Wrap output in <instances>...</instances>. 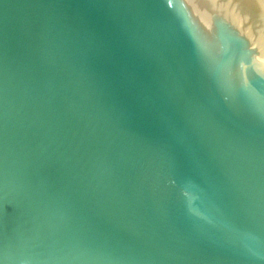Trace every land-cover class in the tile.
<instances>
[{
  "label": "water",
  "instance_id": "water-1",
  "mask_svg": "<svg viewBox=\"0 0 264 264\" xmlns=\"http://www.w3.org/2000/svg\"><path fill=\"white\" fill-rule=\"evenodd\" d=\"M0 264H264V0H0Z\"/></svg>",
  "mask_w": 264,
  "mask_h": 264
}]
</instances>
